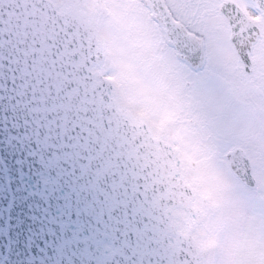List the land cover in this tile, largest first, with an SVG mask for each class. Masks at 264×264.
<instances>
[{
	"label": "snow or ice",
	"instance_id": "obj_1",
	"mask_svg": "<svg viewBox=\"0 0 264 264\" xmlns=\"http://www.w3.org/2000/svg\"><path fill=\"white\" fill-rule=\"evenodd\" d=\"M9 158L15 199L70 181L115 224L114 264H264V0H0Z\"/></svg>",
	"mask_w": 264,
	"mask_h": 264
},
{
	"label": "water",
	"instance_id": "obj_2",
	"mask_svg": "<svg viewBox=\"0 0 264 264\" xmlns=\"http://www.w3.org/2000/svg\"><path fill=\"white\" fill-rule=\"evenodd\" d=\"M12 167L9 158L8 169L0 170V264H32L33 256L40 264H114L106 257L109 246L119 244L116 226L85 212L74 184H64L50 206L42 192L20 201L13 195Z\"/></svg>",
	"mask_w": 264,
	"mask_h": 264
}]
</instances>
